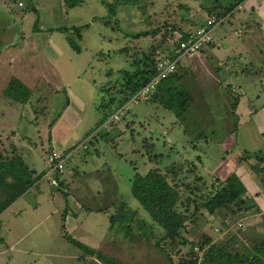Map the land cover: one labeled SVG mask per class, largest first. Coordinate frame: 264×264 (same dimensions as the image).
<instances>
[{
    "label": "rangeland",
    "instance_id": "rangeland-1",
    "mask_svg": "<svg viewBox=\"0 0 264 264\" xmlns=\"http://www.w3.org/2000/svg\"><path fill=\"white\" fill-rule=\"evenodd\" d=\"M233 1L82 0L68 9L64 0H0V156L23 157L36 174L44 163L46 169L51 150L64 152L84 141L101 118L98 99L122 83L118 72H133L132 63L148 54L171 53L168 28L193 31L211 16L220 20L212 30L218 59L206 51L214 41L177 63L192 99L184 115L177 118L158 102L139 111L140 104H132L119 121L96 128L86 150L80 147L65 163L69 193L51 185L49 172L24 202L0 214V231L11 234L7 244L0 238V264H111L75 248L71 238L117 264L199 262V242L236 251L264 239V163L255 174L257 163L245 157L264 146V0H243L240 10L224 11ZM106 5H114L113 15ZM85 24L78 38L73 28ZM142 32L149 34L130 37ZM247 67L250 78L241 72ZM11 78L30 93L27 103L3 95ZM156 168L178 184V211L187 218L173 242L162 240L161 229L131 197L135 173ZM231 174L254 208L231 214L209 200ZM123 203L136 211L130 238L117 224L108 227V215ZM136 220L147 222L148 238Z\"/></svg>",
    "mask_w": 264,
    "mask_h": 264
},
{
    "label": "trees",
    "instance_id": "trees-1",
    "mask_svg": "<svg viewBox=\"0 0 264 264\" xmlns=\"http://www.w3.org/2000/svg\"><path fill=\"white\" fill-rule=\"evenodd\" d=\"M242 2L243 0H234L224 11L227 13L232 12L233 9L240 6ZM64 5L68 9H71L82 5V0H64ZM113 6L114 5H106L109 14L112 15L114 13ZM32 10L33 12L36 11L34 8ZM214 11V7L209 10L210 13ZM217 16L218 18H223L225 15L224 13H220ZM87 27L88 24L73 28L74 34L80 38L81 30ZM170 29L174 30L173 27ZM55 31L65 35L69 32V29L66 27H58ZM189 32L190 30L180 32L181 37L185 38ZM148 34L149 32H142L134 36L130 35V37L138 39ZM65 39L74 53L80 52V48L71 36H66ZM160 44L162 45V43ZM162 57H167L169 59L174 58L172 53L169 55L158 53L154 57L148 54L143 56L141 60L138 58L132 63L134 67L133 72L127 70L118 72L122 78L121 85L118 88L116 86H112V89L107 88L106 94L99 98L100 102L98 99L96 104L98 108L96 110L100 112L101 118L96 126L86 133L83 140L88 139L93 131L102 126L105 122H117L114 120L108 121V119L113 113L120 109H124L127 103L128 106L132 105L129 101L156 75L155 63ZM241 72L243 76L248 78L251 77L250 68L247 67ZM180 82L181 76L177 72L161 79L155 86V93L147 100L139 102V104L158 102L165 110L172 112L177 118H180L186 112L189 102H192L189 92ZM26 92L25 87L19 80L11 78L2 93L13 102L23 104L27 103L30 99V93ZM115 94H117L118 97H115ZM238 102V99L234 100L232 104L233 112ZM77 145L78 144L73 145L70 149L76 148ZM84 150H86V148ZM64 152H68V150ZM245 155L246 158L255 160L257 164H255L251 170L255 174H259L261 168L258 164L264 163V146L259 152L253 154H248L247 152ZM47 171L46 168L39 174H36L34 170L30 169L24 161H22L20 156L15 154L4 158L0 156V214L29 189L33 188L34 185L44 177ZM53 175L58 181L57 188L63 192L65 191V193H69V190H65L64 180L61 179L62 174L56 172ZM244 189V185L239 177L236 174H231L226 178L223 184L214 191H211L209 200L214 203L216 210L231 214H235L239 211H248L254 208L255 205L253 204L250 207L247 206L244 200ZM178 190V184L168 181L159 168L154 170L151 169L144 175L135 173L131 180V197L137 201L139 207L149 216L152 223H154V228L161 229L162 240L164 239L165 241L169 240L173 242L176 237H179L187 219L184 214L178 211V204L181 198ZM119 205L120 206L117 207L112 214L108 215L109 228L117 224V228L123 231L124 236L130 238L129 234L133 221L135 220L136 211L127 208L125 203ZM135 223L143 235L148 238L147 222L145 220H136ZM68 242L75 248L83 251V253L96 256L102 262L117 264L114 260L103 256L101 253H97L95 250H92L73 238L68 239ZM193 245L194 244H192V246ZM195 247L204 249L201 261L198 262L194 257L178 261L177 263L170 262L169 264H264V239L257 242L251 249H238L236 251H232L226 246L220 247L217 245H210L207 241L199 242Z\"/></svg>",
    "mask_w": 264,
    "mask_h": 264
},
{
    "label": "built area",
    "instance_id": "built-area-1",
    "mask_svg": "<svg viewBox=\"0 0 264 264\" xmlns=\"http://www.w3.org/2000/svg\"><path fill=\"white\" fill-rule=\"evenodd\" d=\"M220 20H218L215 16H211L205 19L204 23L200 25L195 30L191 31L187 34L185 38L181 37L180 32L171 30L168 28V32L171 37L170 41V49H172L171 53L174 56L173 59H169L167 57H162L159 59L156 64V75L152 77L150 82L141 89L138 93H136L131 100L130 104H139L141 101H145L150 98L155 93L156 84L163 78L168 77L176 72L177 63L180 60V57L189 55V54H198L205 46L210 45L214 42L212 30L215 25L218 24ZM128 107V103L125 108ZM124 109H120L117 112L113 113L109 120L118 121L119 118L123 115ZM120 116V117H119ZM88 140H84L79 146L76 148H72L68 150V152H61L58 150H51L48 153V165L47 172L45 175L49 173V175L54 173L62 174L65 169L66 161L71 158V156L78 150L80 147L86 148L84 145ZM68 156V157H67ZM45 176V177H46ZM49 178V176H48ZM51 179V180H50ZM50 183L52 186H58V181L56 178H50Z\"/></svg>",
    "mask_w": 264,
    "mask_h": 264
},
{
    "label": "crops",
    "instance_id": "crops-1",
    "mask_svg": "<svg viewBox=\"0 0 264 264\" xmlns=\"http://www.w3.org/2000/svg\"><path fill=\"white\" fill-rule=\"evenodd\" d=\"M243 6H238L237 7V9H241ZM252 7V6H251ZM243 10H245V9H243ZM242 13H243V11H242ZM201 23H202V21H201ZM214 43L213 44H211L210 46H209V48L206 50V51H209V53H211V55H215V58H216V60L218 59V57L216 56V54L215 53H219L220 52V44H219V42H217L215 39H214ZM9 49V48H8ZM199 56V55H198ZM221 60H223V59H221ZM219 64L220 63H217V65L219 66ZM155 105H156V103H153V102H147V103H142V104H140L139 105V107L137 106L136 108L138 109V111L139 110H141L140 109V106H144V108L146 109V107L147 106H149V107H152V108H154L155 107ZM69 106V105H68ZM136 109V110H137ZM135 110V109H134ZM144 112V111H143ZM146 113V112H145ZM144 116V115H143ZM145 116H146V114H145ZM23 158V157H22ZM45 164V163H44ZM44 164H43V166H42V171L44 170V168H45V166H44ZM30 168V167H29ZM30 169H32L33 170V168H30ZM67 172V171H66ZM65 172V173H66ZM68 174V172L65 174V175H67ZM62 176H63V179H64V181H65V185L67 184V178H68V176H64L63 174H62ZM31 191H32V188L30 189V190H28L23 196H21V197H19L14 203H12L6 210H8V209H10L11 207H13L14 205H16L17 203H21L22 201H23V198H25L26 196H28L30 193H31ZM31 195V194H30ZM24 202V201H23ZM100 210V209H99ZM100 212H103V213H106V211H104V210H101ZM0 220H2V217L0 216ZM109 227V226H108ZM5 228V226H4V224H3V229ZM11 237V234H10V232H9V230H7V229H5L4 231H0V238H2L3 239V241L1 242V243H3V244H7L5 241L6 240H8L9 238ZM10 249L11 250H13V246H11L10 247ZM13 251H15L16 252V249L14 248V250ZM0 253H4V252H0ZM15 255V254H14ZM11 256H13V255H10V257ZM9 258V257H8ZM9 261H12L13 260V258L12 259H8ZM5 262L7 263V260H5ZM19 264H22V263H19Z\"/></svg>",
    "mask_w": 264,
    "mask_h": 264
},
{
    "label": "clouds",
    "instance_id": "clouds-1",
    "mask_svg": "<svg viewBox=\"0 0 264 264\" xmlns=\"http://www.w3.org/2000/svg\"><path fill=\"white\" fill-rule=\"evenodd\" d=\"M205 21V20H204ZM204 23V22H203ZM203 23H201V25L203 24Z\"/></svg>",
    "mask_w": 264,
    "mask_h": 264
}]
</instances>
